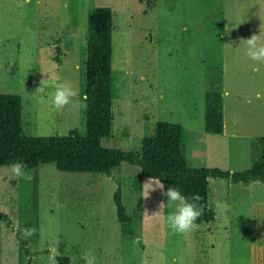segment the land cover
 <instances>
[{
	"label": "rangeland",
	"instance_id": "obj_1",
	"mask_svg": "<svg viewBox=\"0 0 264 264\" xmlns=\"http://www.w3.org/2000/svg\"><path fill=\"white\" fill-rule=\"evenodd\" d=\"M96 6L111 9L116 76L101 145L138 151L156 121H171L193 140L189 166L250 167L264 152V99H255L264 96V63L246 57L241 39L264 38V0H0V93L20 96L21 133L85 134L86 15ZM46 78L77 89L72 104L55 111L35 95ZM220 78L225 140L202 130L203 93ZM9 166H0V264H52L56 241L69 264H84L89 250L97 264H264V180L208 178L213 221L172 234L163 217L145 216L167 197L159 189L141 196L149 178L137 165L122 162L107 176L42 163L26 169L30 181ZM117 187L132 233L116 217ZM18 226L38 234L25 240Z\"/></svg>",
	"mask_w": 264,
	"mask_h": 264
},
{
	"label": "trees",
	"instance_id": "obj_2",
	"mask_svg": "<svg viewBox=\"0 0 264 264\" xmlns=\"http://www.w3.org/2000/svg\"><path fill=\"white\" fill-rule=\"evenodd\" d=\"M112 13L108 6H96L86 15L84 62L85 134L71 129L66 134L24 135L21 133V101L16 93H0V166L22 161L26 169L42 163H54L59 171L102 173L120 163L137 165L140 175L156 177L164 185L174 187L186 197L199 194L203 214L195 223L210 222L214 211L208 204V178H223L230 183L246 184L264 180V152L250 167L229 171L219 167H192L186 161L184 127L175 122H155L151 135L141 138L138 151L105 147L101 140L112 128V100L116 76L111 67ZM222 96L219 86L203 93V131L221 134L223 124ZM263 140L264 139H260ZM116 217L126 222L132 233L130 218L125 214L119 187L113 193ZM0 219H6L0 213ZM58 264H69L67 256H58Z\"/></svg>",
	"mask_w": 264,
	"mask_h": 264
},
{
	"label": "clouds",
	"instance_id": "obj_3",
	"mask_svg": "<svg viewBox=\"0 0 264 264\" xmlns=\"http://www.w3.org/2000/svg\"><path fill=\"white\" fill-rule=\"evenodd\" d=\"M245 46V55L248 59L260 63H264V38L259 34H253L247 39H241ZM45 74V73H44ZM51 89V90H50ZM34 94L39 97H46L50 109L60 111L73 102V98L77 97L78 91L70 84L65 82L50 83L49 80L41 79L38 87L34 89ZM255 99H264L261 93H256ZM86 107V104L84 105ZM10 174L14 178L31 180L32 175L26 171V165L22 161H14L10 164ZM140 171V170H138ZM161 190L163 195L167 197V203L161 201L158 209L151 215L145 213L148 218L163 217L165 226L172 234H182L194 230L197 225V219L203 214V207L198 205L201 200L199 194H193L191 197H186L181 191L174 187H168L164 191V185L156 177L149 179L142 185V197L147 199L150 193L155 190ZM172 211L168 212L165 209L173 206ZM23 239L28 240L38 234V229L35 227L19 228ZM50 260L52 264H58L57 257L60 253L56 246L51 250ZM84 264H97V257L93 250H89L82 255Z\"/></svg>",
	"mask_w": 264,
	"mask_h": 264
},
{
	"label": "crops",
	"instance_id": "obj_4",
	"mask_svg": "<svg viewBox=\"0 0 264 264\" xmlns=\"http://www.w3.org/2000/svg\"><path fill=\"white\" fill-rule=\"evenodd\" d=\"M218 86L220 88V92H221V96H222V114H223V124H222V133L221 134H209V133H206V134H209V135H216V136H219L221 139H224L225 140V137L227 135H229L227 132H226V125H225V103H224V94L226 93V91L223 90V86L221 84V78L218 80ZM185 129V128H184ZM202 130H203V105H202ZM232 134V133H231ZM230 134V135H231ZM197 139V137H194V140ZM191 141V140H190ZM193 141V140H192ZM191 141V143H192ZM191 143L188 145L187 142H185V136H184V150H185V156H186V151L188 149V146L190 147L191 146ZM187 146V147H186ZM186 161L188 163V160L186 158ZM144 177V176H143ZM209 190V188H208Z\"/></svg>",
	"mask_w": 264,
	"mask_h": 264
}]
</instances>
